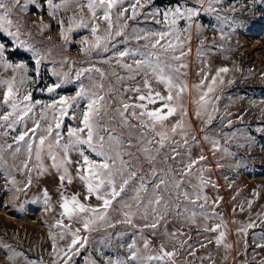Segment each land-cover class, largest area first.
Segmentation results:
<instances>
[{"label":"rangeland","instance_id":"rangeland-1","mask_svg":"<svg viewBox=\"0 0 264 264\" xmlns=\"http://www.w3.org/2000/svg\"><path fill=\"white\" fill-rule=\"evenodd\" d=\"M135 2L124 0L122 6L114 7L110 12L112 20L116 25L126 23L129 26L122 31L131 33L135 29L141 37L150 39L138 41L131 35L124 39L107 37L103 10L96 9L93 20L86 3L77 0H52V6L47 0H34V4L33 0H23L27 5L23 9L13 8L12 0H6L11 9L10 30H19L16 37H7L12 42L9 47L24 45L22 55L9 53L8 59L26 67L8 68L0 64V118L12 112V104L23 101L29 93L31 99L28 103L33 107L29 116L12 128L0 119V264H65V253L71 258L69 264H108L109 259L115 264L117 260H126L129 255L127 245L133 239L142 257L161 255V246L175 253L174 257L164 256L163 261L150 264H264V8L254 0H211V8L210 0H139V14L134 20L117 19L123 9H129L126 15L131 16V5ZM56 5L59 7L54 11ZM176 8L185 14L184 18L173 14ZM188 9L199 15L194 14L188 19ZM166 12L167 20L164 19ZM174 19L175 25L172 23ZM82 21L88 22L89 27H78ZM237 22H245L246 26L241 30ZM97 25V32L93 33L92 26ZM160 32L176 33L184 41V56L179 61L172 60V53L160 54V59L167 61L172 68L185 66L179 76H173V81L177 86L184 85L185 91L171 102L177 111L164 121V128L170 129L179 123L186 132L184 136L170 133L166 146L159 154L152 148L154 160H148L143 148L151 146L140 144V133L155 140L158 139L156 131L142 125L130 114H126L130 125H123L116 109H121L124 103H143L145 109L129 110L140 113L161 108L166 101H138V96L148 95L144 74L129 73L128 69L118 66L117 60L120 65H134L139 56L121 58L119 52L147 51L145 45L150 46L154 42L151 37ZM97 37L101 44L106 38L110 41L107 43L108 52L95 47ZM167 40L177 43L172 35L167 36ZM111 41L115 42V47ZM29 48L31 51H27ZM174 55L179 56L180 51ZM74 62L98 64L99 71L83 72L86 69L83 68L80 79L75 82L70 75ZM221 68L228 71L219 73L214 83L213 78ZM22 79L24 83H21ZM148 80L153 92L167 97L166 85L151 75ZM9 83L13 91L5 103ZM56 84L61 86L56 88ZM98 85L103 86L102 90ZM208 85L213 87L206 97L212 102L207 110L212 117L210 124L200 104V96L207 92ZM81 86L104 97L103 108L96 119L130 141L123 143L119 151L146 182L147 193L141 191L140 196L154 199L156 193L150 182L154 173L163 174L160 179L165 184L161 186V194L170 206L167 209L159 206L164 219L155 230L143 227L145 223L153 222L151 214L144 220L137 213L132 224L120 222L124 219L122 204H133L132 210L136 211L133 190L123 194V201L114 202L107 213L115 227L103 225L85 231L82 224L62 215L61 205L65 197L70 200L75 195L86 207H97L102 203L95 198L96 194L87 192L86 182L79 179L85 174L78 164L81 161L79 153L70 151L69 162L64 163V152L55 146L54 136L49 138L46 132L49 123L55 130L54 114L60 119L59 107L49 106L58 105L61 98L71 103ZM49 87L54 90L49 92ZM137 88L139 91H134ZM87 101L86 97L75 102L68 109V116L61 119L62 143L67 142L69 128L82 127V113L88 110ZM20 106L10 120L21 114ZM198 110L199 118L196 115ZM37 123L36 136H44L46 145H53V152L59 158L57 163L61 165L59 169L52 166L53 161L46 149L41 160L37 161L33 156L29 162L23 143L19 151L7 148L9 144L15 148L16 138L36 127ZM82 135L86 137V133ZM185 137L187 148L183 143ZM174 142H179V155L175 160L168 147ZM86 154L91 160L101 162L100 157ZM201 156L205 159L196 166L192 176L186 178V181L191 179V184L185 182L182 187L192 193V186L199 185L202 177L205 186L200 191L203 197H207L205 211L215 212V216H202L198 208L204 201L197 205L188 204L172 187L180 179L179 173L173 175L172 170ZM25 163L30 164L27 170L23 167ZM61 175L66 177L63 182ZM68 176H71V182ZM160 179L156 180L157 184ZM29 180L30 186L20 191L25 189ZM139 184L140 181H136L135 187ZM178 203L188 208L179 217ZM194 207L197 213L189 220ZM80 215L82 219H88L92 214ZM58 221L62 226L57 225ZM249 223H254L255 227L246 228ZM217 224L221 225L218 231L205 230ZM77 229L80 237H87V243L78 249V254L68 251ZM220 231L225 235L217 244L215 241ZM112 233L120 236L110 235ZM171 233L180 234L173 236ZM143 241L148 242L147 249Z\"/></svg>","mask_w":264,"mask_h":264},{"label":"snow or ice","instance_id":"snow-or-ice-1","mask_svg":"<svg viewBox=\"0 0 264 264\" xmlns=\"http://www.w3.org/2000/svg\"><path fill=\"white\" fill-rule=\"evenodd\" d=\"M49 6H52V0H47ZM78 3H86L88 10L92 14V18L94 20L96 15V9L103 10V20L107 24V37H120L124 39L131 35L136 40L140 39H150L148 36L141 37L139 33L136 32L135 29H132L131 33L128 31H122L121 29H127L129 26L125 24L116 25L114 24L112 17L110 15L111 10L116 7L118 4L123 5L124 0H99L97 3L96 0H77ZM219 2V0H216ZM261 8H264V0H254ZM34 4V0H33ZM137 5H139V0H136L135 3L131 5V16H127L126 14L129 12V9H123L117 16V19H135L136 16L139 14L137 12ZM27 5L23 3V0H12V7L13 8H25ZM59 5L54 6L58 8ZM143 7V5H140ZM210 8H211V0H210ZM11 14V9L8 7L6 0H0V64L8 68H24L26 67L25 64H13L8 59V54L11 55H22L21 49L24 48L23 43L13 45L11 41L7 40V37H16L18 34V29L16 31L10 30V25L12 21L9 19ZM173 14L180 18H184V13L180 11L179 8L173 10ZM199 15V13H194L192 9L187 10V18L191 19L193 15ZM164 19H168L167 12L164 13ZM63 22H61L62 24ZM173 25H175V19L172 21ZM237 26L239 29H243L246 24L245 22H237ZM78 27H89L88 22H81ZM97 26H92V32H97ZM71 30V29H69ZM188 30V29H185ZM63 36V32L61 33ZM172 35L176 37L177 43H173L171 40L166 41V37ZM67 39V37H65ZM154 40L151 45H145L147 51H120L119 56L121 58L126 56H139L140 59L135 60V64H123L120 65V60H117L118 66H122L128 69L129 73H143L145 80L144 84L145 87L148 89V95L138 96V101H148V103H156L157 101H166L161 108L152 110V111H141L137 113L135 111L129 112L130 109L140 108L145 109V104H127L124 103L121 109H116L117 115L121 118V123L123 125H130V122L126 118V114H130L134 119L138 120L142 125L149 127L151 130L156 131V135L158 139H150L146 136L145 133L141 132V140L140 144L144 145L147 144L151 147L143 148V151L146 153V159L154 160V156L152 155V148H155L157 154L166 146L167 141L169 140L171 133L172 136L181 135L184 136L186 129L183 128L179 123L172 125L170 129L164 128V121L173 114L176 113L177 109L172 105V101L174 99H178L179 96L185 91L184 85H179L173 81V76H179L181 74V69L185 67L184 65H179L176 68H172L169 66L167 61H162L160 59V54L162 55H169L172 53V60L179 61L183 56V44L184 41L180 40L179 36L176 33H166L160 32L156 33L154 37H151ZM100 38L97 37V43L95 47L98 50L108 52L109 48L107 43L110 42L107 38L105 43L101 44L99 42ZM165 41V43H162ZM113 43V47H115V42ZM179 50L180 55H174V53ZM27 51H31V49H27ZM36 64H40V60H36ZM38 71V68H37ZM90 71H99L98 69H84L83 72H90ZM228 69L221 68L218 73L217 77L213 78V82L215 83L216 79L219 77V73L227 72ZM81 73H77V77H79ZM151 75L157 79V82L166 85L168 88V95L167 97L161 95L159 92H153L151 88V84L148 80V76ZM15 77H13V80ZM21 83H24V80H21ZM60 84H56L54 87H60ZM102 90V85H98ZM49 92H52L54 89L49 87L47 89ZM12 85L9 83L8 90L5 93V100L4 102H8L9 95L12 94ZM134 91H139V88L135 89ZM175 91L176 95L173 96V92ZM213 91V87L211 85L207 86V92H203L200 96V104L201 108L204 110V115L208 119V123L210 124L212 121L211 115L208 113V108L211 107L212 102L211 100L206 99L209 93ZM88 98L87 101V111L82 113L83 120H82V127L79 129H71L68 130V139L66 143H62V136L59 132L61 127V119L68 116V109L74 106V103L81 100ZM31 99V93L24 96L23 101L21 102H14L12 104V112L4 115L2 118L3 121L8 122L6 126L8 128H12L13 125L22 122L26 117L29 116V113L32 110L33 105L29 104L28 101ZM104 100L103 96L98 95L94 92H88L83 89L81 86V90L77 92L75 97L71 98V103L61 98L58 105H51L49 107L56 108L59 107V116L58 119L55 114L53 115V121L55 122V130L53 129L52 123H49L46 132L48 137L51 138L54 136V143L57 148H60L64 154L65 159L64 163L69 162L68 154L70 151H76L81 156V161L78 162L82 171L85 173L79 176V179L86 182L87 192L89 194H96L95 198L101 201V205L97 207H86L85 204L80 203L77 196L73 195L70 200L69 198L65 197L63 203L61 205L63 211L62 215L67 217L70 220H75L77 223L82 224L85 231L91 230L92 227L103 226L107 225L108 227H115L114 224L111 223L107 213L110 211L111 206L114 202L120 203L124 199V195L128 190L135 191V195L132 197V201L135 204L136 211L133 212V204L124 203L122 204V215L124 219L120 222L132 224L133 217L139 213L140 218L147 220L149 215L151 214L153 217V222L150 224L145 223L143 225L144 228H151L155 230L159 223L164 219L163 215L160 213L159 206H163L167 209L170 206V202L165 201L164 196L161 194V186L165 184L163 179L160 177L163 175L162 173H154V179L150 182L153 186V191L156 193L154 199H147L146 197H141L140 192L144 191L147 193L146 182L143 178L137 173V171L131 166L129 161L125 158V155L119 151L120 146L127 141L125 137H122L119 133H117L114 129L110 127L103 126L102 121L96 119L101 113L103 108L102 101ZM20 106V115L17 116L16 119L10 120V117L15 113L17 107ZM164 109H167L164 112ZM197 117H200V111L196 112ZM74 118V116L72 117ZM147 118V119H146ZM157 126H159V131H157ZM39 128V124H36L31 130L22 132L14 141L16 147H13V144L7 145L9 150L19 151L20 144L23 143L26 145L27 151V159L30 162L34 156V158L39 161L42 157V152L46 154L52 159L53 167L59 169L61 165L57 163L59 159L57 155L53 152V145L47 144L45 142L44 136H36L37 130ZM264 131V129H262ZM86 133V137L82 134ZM101 133H104L101 135ZM207 139V137H206ZM38 140V143L36 141ZM185 148L188 147V140L185 137L183 141ZM179 146V142H174L168 147L171 150L172 159H176L179 153L177 152V148ZM86 153L94 154L96 157L101 158V162L97 163L94 160L90 159V156ZM131 155V153H128ZM205 158L201 156L198 160H191L183 165V167L172 170V174L175 175L179 173L180 179L178 183L172 185L174 191L179 194L183 195L185 200H187L188 204L197 205L198 202L204 201V203H199V212L202 216H215L216 213L212 211H205V203L207 201V197H203L201 195V189L205 186V181L203 178H200L199 185H193V191L190 193L188 190L184 189L182 185L187 182L191 184V179H187L191 177L196 166L203 161ZM183 163V162H181ZM30 164L25 163L23 165L24 169L27 170ZM66 171V170H65ZM65 176L61 175L60 180L63 182L65 180ZM68 181L71 182V176L67 177ZM160 179V183L157 184L156 180ZM140 181L138 187H135V182ZM14 182V181H13ZM31 181L29 180L25 186V189H20V191H24L29 187ZM194 196V198H193ZM88 197H86L87 199ZM146 201V202H145ZM45 202L47 203V193L45 192ZM215 203V202H214ZM251 203V202H249ZM178 210V217L181 216L184 212L188 211V208L183 206L182 203H178L176 205ZM143 209V211H141ZM243 211V209H241ZM91 213L92 215L89 216L88 219H82L80 214H87ZM197 213V208L192 209V215L189 217L191 220L195 217ZM183 222V221H182ZM58 226H62L60 222H57ZM246 228H253L255 227L254 223H249L245 226ZM221 228V225L217 224L211 229H205L206 231H213L216 232ZM139 230V229H138ZM79 229L73 233V239L71 243L68 245V251H76L78 254V249L84 247L87 243V237H80L78 235ZM180 233H171V235L176 236ZM110 235H115L117 237L120 236L119 233H112ZM225 233L223 231L219 232V236L216 239V243L220 244L221 240L223 239ZM136 240L133 239L132 243L127 245V250L129 255L127 256L126 260L121 261L117 260L115 264H145L147 261L148 264L152 261L161 262L164 260V256L167 257H174L175 253L171 251H166L161 246V255H149L148 257H142L140 255L139 250L136 247ZM144 248L147 249L149 247L147 241H143ZM191 251V249H189ZM70 257L65 253V264H69ZM95 264V262H94ZM108 264H113L112 260L109 259ZM166 264V262H165Z\"/></svg>","mask_w":264,"mask_h":264},{"label":"water","instance_id":"water-1","mask_svg":"<svg viewBox=\"0 0 264 264\" xmlns=\"http://www.w3.org/2000/svg\"><path fill=\"white\" fill-rule=\"evenodd\" d=\"M86 68V69H99L98 64H91V63H78L74 62L72 65V70H71V77L72 79L77 82L80 79V76L77 77V73H80V70Z\"/></svg>","mask_w":264,"mask_h":264}]
</instances>
